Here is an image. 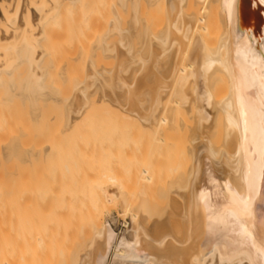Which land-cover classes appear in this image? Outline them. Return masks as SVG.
I'll return each mask as SVG.
<instances>
[{"label": "bare ground", "instance_id": "6f19581e", "mask_svg": "<svg viewBox=\"0 0 264 264\" xmlns=\"http://www.w3.org/2000/svg\"><path fill=\"white\" fill-rule=\"evenodd\" d=\"M239 2L0 0V109L24 103L36 124L59 109L53 135L68 139L105 108L151 161L135 194L111 176L97 185L72 245L41 253L18 235L27 241L0 248V264H264V0ZM12 131L4 164L58 149L23 146ZM116 214L127 217L121 235Z\"/></svg>", "mask_w": 264, "mask_h": 264}, {"label": "rangeland", "instance_id": "374dc122", "mask_svg": "<svg viewBox=\"0 0 264 264\" xmlns=\"http://www.w3.org/2000/svg\"><path fill=\"white\" fill-rule=\"evenodd\" d=\"M85 24L86 23H83L82 25L84 26L82 27H84L87 33V30L89 32V29L88 27L85 28L86 27ZM81 30L83 29L81 28ZM83 33L85 32L83 31ZM61 48L64 49V47L62 46ZM63 49L59 50L58 53H60ZM61 53H64L62 57L57 54L59 59L56 58V60L57 59L61 60V61L57 60L58 62V63L56 62L57 67L63 63H66L65 61L68 59L67 56L65 58L66 60L64 59L65 57L64 55H66V50H64V52ZM98 59L99 58H97L96 60L98 61ZM102 61L108 62L107 60H102ZM106 62L103 63L106 65ZM65 85L68 84L65 83L64 87ZM19 104L16 105L18 107L20 106L18 108V112H16L17 111L16 106H14L15 109H13V107L11 106H9L10 108L7 106L8 112H6V114L4 112L6 111L5 109L3 111L2 108L0 109V115H1L0 123L3 124L2 123L3 121L4 123H6L5 120L7 119V117L9 119H7L6 121L9 120L11 122V123L8 122L9 125L5 124V126L4 125L2 127L0 126V133L3 131L2 133L5 134L0 136V143H1L0 146L2 145V143L4 144L7 142L8 137L13 135L11 134L10 131L13 130L12 133L18 135H20L24 131L25 134L22 133L23 136H21L20 138L21 144L23 146L33 147L34 145V147H42V148H44L46 145L53 146V148H58L55 149V152L57 153V151L59 150L58 152L60 153L56 154L53 150V152L51 151L53 154L50 153L51 156H48L47 158L45 156H42L43 154L41 153L42 154L41 156L44 157L43 160L42 157L41 160L37 159L40 156L36 158L30 157L31 160L27 159V162H29L30 160V162L32 163L21 161V163L19 164L20 161L19 159L15 161L11 158L12 159L11 162L7 161L6 159L4 161H7L8 165L10 163L9 166H11V168L7 167V169L6 167H4V166H8L7 162H5L6 165L2 162L3 158L0 154L1 156L0 158H2L0 159L2 162V163L0 162V165L1 166L2 164L4 165L3 167L0 168L1 169L0 170V248L4 250H11L13 247L17 245L16 242L22 244L25 243V241H27L25 238L23 237L18 238L17 236L18 235L24 236L27 234L31 236L29 239L31 240V242L33 241L32 243L34 244V247H36V250H38L39 252L43 253L45 251H56L60 249L63 245H72L76 241V237H75L76 234L81 235V229L89 224L90 212L95 210V207L98 204V193L100 192L98 187L101 185V183L103 184L104 180H105L104 183H106L107 180L109 179V176L115 178L118 182L121 183L120 185L125 187V189L129 190L131 193L135 194L138 191V189L135 190L134 188L135 184H137L135 183V181L137 180V178L135 177L138 176L136 175V173L140 172V170L142 169L140 163L143 164V162L141 161L142 160L144 161V158L146 157V153L144 152L145 153L144 158L143 156L141 157L143 152L142 153L140 152V155H135L136 153L139 154L140 148L138 145L140 144L143 145L142 142L137 144L136 139H133L132 137L131 139H129L126 132L127 127L125 128L124 127L125 125L121 123V121H119L121 125L119 122L117 124L113 120L111 115L106 113L107 111L104 110L105 108H100V110H98L96 107V109H92L90 111L92 113L91 116H87L88 118L90 117V119H86L84 120L85 122L83 121L82 123H79V125H81L82 127L79 126V128L75 129V132L73 131L75 135H73L74 134L73 132L68 134L70 136V138L68 139H66L65 135H64L65 137L58 136L56 138L59 139L62 138L61 140H58L54 137L53 131H55L59 127L61 128L62 125L61 124L62 121H59L60 123H58L57 120V119L60 120L62 119L61 118L62 113L61 114L58 113V111H60L59 109L55 111L56 112L55 114L54 108H52L53 109L52 111L47 109L49 107L48 106L46 108L47 110L45 109L43 111V116L41 117V119L43 120H41L40 124L38 123L36 124L35 122L33 123V120H31V118L26 117L29 115H27V113L25 112L27 108L23 106L24 103L22 104L20 102ZM3 112L4 115H6L5 116L6 119L4 118L5 120L1 118L3 116ZM52 113L57 115L55 122L57 121L58 125L56 123L53 124L55 126L52 125L47 127L45 125H50V124L49 122L47 123L46 119L49 118V114ZM21 116H23L24 119H22ZM29 120L31 121L30 123L28 122ZM28 123L32 125L28 126L29 125ZM12 124H14V126H12ZM33 124L35 127H32ZM8 127L9 129H7ZM13 127H15L21 133L17 132L15 128L13 129ZM11 128L12 130H10ZM33 128L35 129L37 128V129L33 130ZM49 128L50 129L52 128L51 134L49 132L50 131ZM5 130L6 131L9 130V131L6 132ZM14 130L17 133H15ZM32 131L34 132L36 131L35 133L37 134L34 135L35 133ZM9 132L10 134L8 135L10 136L7 137V133ZM57 132L59 134V131ZM54 133L56 136L57 133L56 132ZM49 134L51 136V139L50 136H48ZM52 135H53V139L57 140L59 143L52 139ZM61 135L63 134L61 133ZM112 138L114 140L116 139L117 143ZM136 138L138 139L137 140L138 142L141 140L138 137ZM1 140H3V142ZM113 141L115 145L118 144V146H114L115 152H114V147L112 145ZM101 146L104 148H102ZM128 147H131V149H129ZM134 147L138 151H134L133 153L132 149ZM127 151L129 152V154ZM32 158L34 159L32 160ZM146 158H147L146 162L147 163L149 162L148 167H151L150 166L151 161L148 160L149 159L148 157ZM146 162L144 161L145 164ZM33 163L36 165H33ZM20 166L23 167L21 168ZM2 170L4 171V173ZM8 171H11V173ZM131 173L133 176L131 175ZM130 175L134 178H131ZM106 178L108 179L106 180ZM129 183H132V185H130ZM98 184L99 186H97ZM133 190L135 192H133ZM117 214L114 216L115 222L109 219V223L111 224L114 231L118 235L119 234L121 235L125 231L123 227V221L127 220V217L125 216L124 219L123 218L124 215L121 214L122 215L121 216L119 214V218H118ZM38 238L42 240V245L36 242Z\"/></svg>", "mask_w": 264, "mask_h": 264}, {"label": "water", "instance_id": "95a60500", "mask_svg": "<svg viewBox=\"0 0 264 264\" xmlns=\"http://www.w3.org/2000/svg\"><path fill=\"white\" fill-rule=\"evenodd\" d=\"M247 0H240V7H242V4H244L245 6L247 5V7H249V4L246 2ZM248 17H250V16H248Z\"/></svg>", "mask_w": 264, "mask_h": 264}]
</instances>
